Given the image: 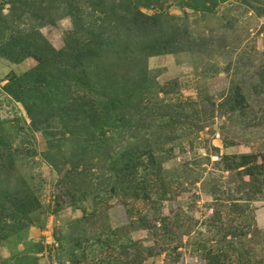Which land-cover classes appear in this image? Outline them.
<instances>
[{
  "label": "rangeland",
  "instance_id": "rangeland-1",
  "mask_svg": "<svg viewBox=\"0 0 264 264\" xmlns=\"http://www.w3.org/2000/svg\"><path fill=\"white\" fill-rule=\"evenodd\" d=\"M0 264H264V0H0Z\"/></svg>",
  "mask_w": 264,
  "mask_h": 264
},
{
  "label": "trees",
  "instance_id": "trees-1",
  "mask_svg": "<svg viewBox=\"0 0 264 264\" xmlns=\"http://www.w3.org/2000/svg\"><path fill=\"white\" fill-rule=\"evenodd\" d=\"M141 53H143V52H141Z\"/></svg>",
  "mask_w": 264,
  "mask_h": 264
}]
</instances>
